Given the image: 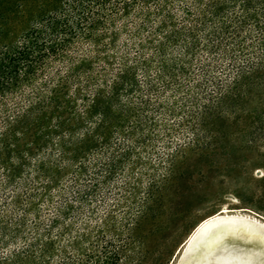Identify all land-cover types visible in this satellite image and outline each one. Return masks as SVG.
I'll list each match as a JSON object with an SVG mask.
<instances>
[{
    "label": "trees",
    "instance_id": "1",
    "mask_svg": "<svg viewBox=\"0 0 264 264\" xmlns=\"http://www.w3.org/2000/svg\"><path fill=\"white\" fill-rule=\"evenodd\" d=\"M37 5L29 29L0 48L11 68L0 87H19L0 110V264H83L76 222L85 211L91 221L110 166L146 132L182 135L178 151L264 87V0ZM70 161L76 172L61 177ZM56 242L64 254L44 260ZM121 252L106 249L95 264H116Z\"/></svg>",
    "mask_w": 264,
    "mask_h": 264
},
{
    "label": "rangeland",
    "instance_id": "2",
    "mask_svg": "<svg viewBox=\"0 0 264 264\" xmlns=\"http://www.w3.org/2000/svg\"><path fill=\"white\" fill-rule=\"evenodd\" d=\"M37 1L0 0V48L4 39L15 41L29 29L41 13ZM51 1L60 7L66 0ZM7 66L0 63L1 81L9 76ZM220 66L214 64V73ZM18 88L0 87L3 113L18 96ZM238 107L208 118L197 139L185 138L186 145L178 151L173 146L182 135L166 129L146 132L142 145L107 170L105 183L92 196L91 221L85 219V211L76 222V258L95 264L104 250L122 246L116 264H264L262 241L241 232L221 236L183 262L178 256L193 227L222 207L264 223V87L256 88ZM165 120L172 123L176 118L165 115ZM66 169L61 177L76 172V162H68ZM92 171L98 176L101 172L96 165ZM60 247L57 242L50 245L44 260L64 254Z\"/></svg>",
    "mask_w": 264,
    "mask_h": 264
},
{
    "label": "bare ground",
    "instance_id": "3",
    "mask_svg": "<svg viewBox=\"0 0 264 264\" xmlns=\"http://www.w3.org/2000/svg\"><path fill=\"white\" fill-rule=\"evenodd\" d=\"M220 220L226 221L225 229H223V236L235 232L254 236L260 240L261 237L264 236L263 222L249 214L235 212L228 207H222L217 212L200 220L193 227L179 250L178 256L182 255L180 262L193 256L197 249L200 248L204 250L207 247L209 248L220 239V237L217 238L216 236L220 233V230L222 231L224 224L216 225L215 227L210 226L212 223ZM261 243L259 244L260 246ZM262 245L264 246V243H262Z\"/></svg>",
    "mask_w": 264,
    "mask_h": 264
},
{
    "label": "water",
    "instance_id": "4",
    "mask_svg": "<svg viewBox=\"0 0 264 264\" xmlns=\"http://www.w3.org/2000/svg\"><path fill=\"white\" fill-rule=\"evenodd\" d=\"M224 224V226L222 227V231L220 230V233H218V235L216 236L217 238H219V237H221V236H223V229H225V224H226V221H223V220H220V221H217V222H214V223H212L210 226L211 227H215L216 225H223ZM210 242V241H209ZM208 244V243H207Z\"/></svg>",
    "mask_w": 264,
    "mask_h": 264
},
{
    "label": "snow or ice",
    "instance_id": "5",
    "mask_svg": "<svg viewBox=\"0 0 264 264\" xmlns=\"http://www.w3.org/2000/svg\"><path fill=\"white\" fill-rule=\"evenodd\" d=\"M261 241H262V243H264V236L261 237Z\"/></svg>",
    "mask_w": 264,
    "mask_h": 264
}]
</instances>
